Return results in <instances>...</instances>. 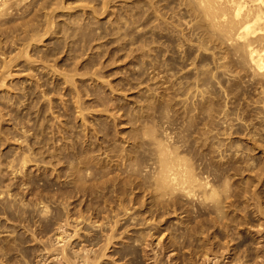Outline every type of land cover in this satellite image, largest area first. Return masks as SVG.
<instances>
[{"label":"bare ground","instance_id":"obj_1","mask_svg":"<svg viewBox=\"0 0 264 264\" xmlns=\"http://www.w3.org/2000/svg\"><path fill=\"white\" fill-rule=\"evenodd\" d=\"M79 3L81 15L79 11L69 13L72 8L65 0H0V89L6 82L20 79L12 69L27 68L32 73L33 64L40 63L42 69L49 70L75 90L76 67L86 66L89 61L94 66L97 61L91 57H99V53L88 59L83 56L92 54L95 46L100 49L107 44H95L106 38L97 32L101 29L100 17L106 14L111 18L110 23L116 25V32L111 35L116 37L119 50L129 37L131 44L141 43L140 64L147 66L153 62L151 68L158 85L153 128H145L143 123L137 146L131 150L122 148L102 153L108 162L115 160L123 166L124 173L137 182L143 195L126 196L123 187L113 181L112 190L104 187L106 192L82 205L76 199L81 193L85 195L79 188L83 180L79 175H75L73 186L66 184L54 191L46 181L39 186L36 179L27 176L28 164L41 162L32 157L37 154L29 147L26 136L29 131H38L42 140L37 144L52 151L49 154L52 166H57L53 170L57 175L63 153L69 148L74 151L73 143L60 144L64 129L60 123L50 127L41 120L47 110L41 105L34 128L27 129L30 120L18 116L15 126H21V144L25 145L21 148L18 140L10 142L12 125L0 109V199L5 195L7 201H0V215L6 217V222L13 220L19 224V230L12 225L0 226V235L8 234L0 237V264H27L23 259L31 249L22 246L30 239L41 248L38 264H115L116 251L110 249L116 233L123 230L121 234H128L130 226L140 229L134 232L135 236L126 238L130 242L118 251L121 259L128 258L129 264H141L142 260L157 264L158 250L185 248L189 239L201 244L202 264H221L219 260L222 264H264V191L261 190L264 187V3L258 0H79ZM115 8L119 14L114 12ZM86 9L91 19L84 12ZM126 22L128 27H123L122 23L126 25ZM130 26L149 29L135 39ZM132 52L129 56L134 61ZM62 54H68L67 60H72L73 66L67 72H59L58 56ZM150 56L152 60L146 61ZM35 82L36 90L45 86L40 77ZM6 89L7 93L11 91ZM40 93L41 98H46V90ZM250 95L253 97L249 98ZM73 99L75 108L79 109L78 116L82 117L80 97L76 94ZM12 105L10 97H0V106ZM26 108L30 111L28 105ZM49 108L48 111L53 109ZM236 126L239 127L235 129ZM244 133L245 137L232 138L234 134ZM12 145L18 150L14 155L7 149ZM232 148L244 153L238 156L229 151L225 155ZM76 155V152L67 153L66 163L72 164ZM2 165L11 181L15 179L13 184H5ZM36 168L40 169L38 165ZM244 173H247L246 182L244 177L231 184L233 178H242ZM14 186L16 190L28 186L30 194L37 191L38 202L33 212L24 209L31 204L22 202L24 208L20 209L11 203L13 195L14 198L19 195L11 193ZM43 192L48 200L59 204L52 212L44 203ZM131 203L141 211L131 214L129 210L133 206L128 208ZM80 206L82 209H77ZM88 213L105 222L88 223L98 230L92 235L91 232L80 235L78 222H86L84 215ZM179 215H184L185 221L171 239L167 235L165 244L162 225ZM149 221H158L160 226L155 229L162 234L160 238H154L152 229L142 231L141 227ZM71 227L69 234L67 230ZM168 228L174 229L167 225L165 230ZM74 238L79 241L71 243ZM15 253L21 257L19 262L15 261Z\"/></svg>","mask_w":264,"mask_h":264},{"label":"rangeland","instance_id":"obj_2","mask_svg":"<svg viewBox=\"0 0 264 264\" xmlns=\"http://www.w3.org/2000/svg\"><path fill=\"white\" fill-rule=\"evenodd\" d=\"M65 2L66 4L69 3V7L72 8L69 13H78L79 11L78 15H81L79 0H65ZM84 12H86L90 19L92 18L88 14V9L84 10ZM114 12L119 14L117 8L114 9ZM109 19L111 18L106 17V14L100 17L99 27L101 29L97 32L106 36V38L99 43H95L100 44L106 42L107 44L103 45L100 49L95 46L92 54L88 53L89 55L83 56V59H88L91 55L99 53V57L96 55L91 57V59H94L97 63L94 66H90V61L87 62L89 65L87 64L86 66H88L89 69H85L86 66L83 65L76 67V75L73 78L74 86H77L75 90L72 86L63 84L60 77L57 78V76L52 74L49 70L42 69L40 63L33 64L32 73H30L27 68L16 67L12 69L19 74L20 79L15 80L13 83L8 81L6 82V86L0 89V97L2 98L4 95L10 97L13 104L12 107L9 108L0 106V109H2V112L5 114V119H7L12 125L11 130H9L10 135L8 136L10 142L18 140L17 144H19L21 148H25V145L21 144L23 139V134L20 131L21 126H15V123L19 120L18 116H22L23 120H30L27 124V129L34 128L33 125L37 120L36 112L41 105H43L44 111L47 109L41 117V120L44 119V123L47 126L51 127L53 124L58 125V123H60L62 130L64 129L60 144L63 143V145H68L73 143L74 151L70 148L69 150L64 151V159L61 160L58 165L59 173L57 175V172L53 171L54 169H57V166H52L53 160L51 159V154H49L52 151H48V146L44 147L42 144H37L41 142V136H39L38 131L30 130L26 135L27 141L31 148V152L37 154V156L32 157L34 160L43 163H29L27 166V176L30 179H36L39 186L43 184L42 181H46L50 185L52 184V191L59 187L66 186V184L73 186L72 181L75 179V175L81 176L83 180L80 182L81 184L79 188L85 192V195L81 193V197L78 195L76 199H80L79 202H81L82 205L84 202L92 200L98 196L100 192H106L104 187H107L108 191L112 190L111 183L113 181L114 184H120L123 187L126 196L139 194L141 197L142 191L137 186V182L132 178H128V175L124 173L125 170L123 169V166L121 167V165L115 160L108 162L107 158H105L102 153H104L105 150L106 152L111 153L113 151L121 150L122 148L127 151L131 150V148H135L138 143L143 123L146 124V126H144L145 128L150 129L156 124L155 91L158 85L153 77L154 73L151 68L153 62H150L147 66L140 64L141 53L139 52V47L141 46V43L136 41L131 44L130 37L125 39L124 48L119 50L115 42L116 37L111 35L116 32V25L115 23H110ZM58 22H62V19ZM123 24L124 23H122L123 27H128V22H126V25ZM130 27L133 29V33L136 36L134 37L135 39L149 29L148 27L145 29L142 27L135 28V26ZM120 32L122 34V31ZM69 33L72 32L69 31ZM58 36L61 37L62 33ZM120 38H123V35H121ZM151 47L152 46H149V48ZM130 51H133L131 55L134 56V61H132L129 56ZM71 55L72 53L70 56ZM58 57L60 58L58 60L59 72L63 70V72H67L70 70V67H72L73 64L72 60H67L69 57L68 54H62ZM145 60H152V57L150 56L149 59ZM114 61L116 62L114 63ZM98 62H100L101 65H99ZM93 72L96 73V76L92 75ZM30 74H33L34 76L32 78H26ZM38 77L42 78L45 85L41 87L40 90H36L35 88V79ZM21 83H23V85ZM54 85H58L57 89H53ZM6 88L11 89V91L7 93ZM44 90H46V98L43 99L41 98L40 91ZM25 92H27L28 96L25 95ZM76 94L80 97V107L81 110H83L82 117L78 116L79 109L77 110L74 105L73 97ZM252 97L253 96L250 95L249 98ZM249 100L250 99H247V103L251 105ZM49 101H51V103H49ZM27 105L29 106L30 111H27ZM49 107H53V109L48 111V109H50ZM248 109H251V106ZM50 111L53 112V115L50 114ZM237 123L239 122H235L234 124ZM237 127L239 126H236L235 129H237ZM49 131L50 130L47 132L49 133ZM48 133L45 135L50 137L51 134ZM239 136L245 137V133L241 135L234 134L232 138L237 139ZM7 149L11 151L12 155L18 152L17 146L14 145L8 146ZM229 151L238 156L243 152L239 149L232 148L228 150L225 155H229ZM75 152L77 155L74 158L73 163L70 165L67 164V153ZM249 155H251V153H249ZM232 157H234V155H232ZM10 159L11 158L7 160ZM36 165L40 167L39 170H37ZM3 168L4 165L1 166V177L5 180V184H13L15 179L11 181V176L8 175ZM246 176L247 173H244L242 178H233L231 184L234 181H241L244 177L243 181L246 182ZM17 178L19 186L21 183V175ZM27 187L28 186L18 187L17 190L14 189L15 186L11 187L12 194H19L15 198L13 195L14 201H11V203L15 204V206L20 209L24 208L21 206L22 202L25 205L31 204L24 209L33 212L35 208L34 205L38 202L36 201L35 196L37 191L30 194L27 192ZM261 190L264 191V187L261 188ZM43 196L45 197L44 203L48 205L49 211L52 212V210L59 204L54 203L53 200H48L45 192H43ZM0 201L7 202L6 196L3 195ZM71 201L73 200H70V202ZM132 206L133 209H130ZM69 208L72 209L73 205ZM128 208L130 209L129 212L131 214H136L138 211H141L136 204L132 203L128 205ZM77 209H82V206ZM120 212H122L121 209ZM84 216L87 218V221L84 222L83 220H80L78 222L77 228L81 230L79 233L80 235L87 232H91L89 235H92L93 231L98 230L93 229L88 223L97 222L96 225H98L105 222V220L102 221L101 217L91 216L89 213ZM184 217V215H179V217L174 216L165 224V226L162 225V240H164L165 244L168 242V238L166 239L167 235H169V239H171V236L176 233V230L182 227L181 223L185 221ZM73 218L75 219L76 217L73 216ZM5 220L6 217L0 215V226L12 225L16 230H19V224L16 221L9 220L6 222ZM34 220H37V217L34 218ZM167 225L173 226L174 229L168 228L165 230ZM71 226H75L72 221ZM155 226H160L158 221H149V224L141 227V229L142 231L152 229L151 233H155L154 238H160L162 234L159 235L160 233L157 232ZM72 227L67 230L69 234L72 233ZM32 229H35V225L32 226ZM139 229L140 227L130 226L128 234H121L123 230H119L116 233L114 245L110 249V252H117L113 254L115 264H129L127 262L128 258L121 259L118 251L123 245L130 242H127L126 238L135 236L134 232L139 231ZM3 236H8V234L0 235V237ZM14 236L15 234L11 235V237ZM121 238H123V241ZM43 239H46V237H43ZM77 241L79 240L74 238L71 243H76ZM38 245L37 242H32L30 239V242L28 241L22 246L31 249L28 256L23 259L27 264H38L39 257L37 255L40 254L41 249ZM200 245L199 242L189 239V243L185 248H183V246H178L174 251L173 248L167 249L166 251L158 250L157 264H202L201 259H199ZM141 251L142 247L138 253L139 256L142 254ZM14 255L15 261L19 262L21 260L20 255L18 253H15ZM149 255H151V253H149ZM149 263L150 261L144 262V260L141 262V264ZM219 263L222 264V261L219 260Z\"/></svg>","mask_w":264,"mask_h":264},{"label":"snow or ice","instance_id":"obj_3","mask_svg":"<svg viewBox=\"0 0 264 264\" xmlns=\"http://www.w3.org/2000/svg\"><path fill=\"white\" fill-rule=\"evenodd\" d=\"M259 3H264V0H258Z\"/></svg>","mask_w":264,"mask_h":264}]
</instances>
